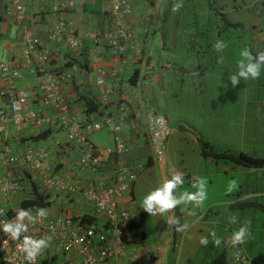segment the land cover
<instances>
[{"label":"built area","instance_id":"2783aa9c","mask_svg":"<svg viewBox=\"0 0 264 264\" xmlns=\"http://www.w3.org/2000/svg\"><path fill=\"white\" fill-rule=\"evenodd\" d=\"M135 1L106 0V27L98 32L79 33L67 18L75 8V0H0V17L21 26L22 61L26 65L36 64L40 75L39 83L32 90L20 88L17 82L23 78L21 71L9 61L0 59V82L5 86L0 91V99L5 102L0 107V139L11 127L42 128L53 123L56 115H63L70 109L61 87L71 83L73 76L48 68L53 58V45L66 44L72 52H77L85 41H92L99 51L112 52L119 62L138 53L132 23ZM35 2L42 4V13L53 17L47 31L46 46H40L33 32L23 26L29 7ZM96 74L95 85L101 92L97 108L86 113L82 121L64 124L62 142L53 140V145L59 148L65 145L85 150L83 165L91 175L89 182L82 185L68 177L56 176L50 151L45 147L22 150H14L7 145L0 147V225L14 218L15 211L10 208V203L20 193L27 194L26 200L41 196L44 203H48L53 194L71 200L82 197L91 206L88 218L92 221H82L81 217L62 210L55 214L47 212L46 217L37 218L35 224L29 225L27 234L37 238L50 236L51 242L31 262L19 253V242L9 240L0 231V264H133L138 258L135 249L139 243L138 214L131 212L130 204L120 205L117 201L130 192L143 170L125 159L134 145L125 137L132 123L131 107L123 98L116 97V89L106 80L105 69L98 68ZM47 109L56 113L48 116L45 114ZM141 128L153 163L161 165L170 136L165 116L153 113ZM102 130L113 134V148L102 151L89 141L91 135ZM37 208L47 210V204L45 207H25L33 215ZM5 240L8 243H4ZM233 261L236 264L248 261L240 245L234 248Z\"/></svg>","mask_w":264,"mask_h":264},{"label":"crops","instance_id":"0c3cea01","mask_svg":"<svg viewBox=\"0 0 264 264\" xmlns=\"http://www.w3.org/2000/svg\"><path fill=\"white\" fill-rule=\"evenodd\" d=\"M173 2L175 1H135V18H132V23L134 28L133 32L138 44V53L127 56L123 61L119 62V59L108 50L99 51L92 41H85L82 48L77 52H72L66 44L60 46L53 45V58L49 62L48 68L58 72L69 73L73 76L71 83H66L61 87V93L70 103V109L63 115H56L53 123H49L42 128H9L0 139V147L7 145L14 150H22L26 147H45L50 151L51 165L54 167V174L56 176L61 178L68 177L73 181H78L82 185L89 182L91 175L88 173L85 165H83L85 150L67 147L65 145L59 148L53 145V140L58 139L62 142L64 140V135L62 134L64 124L72 121H82L86 113L92 112L97 108L96 102L101 92L95 85L96 71L98 68H103L107 71V82H110L116 89V97L123 98L131 107L132 115L130 119H132V123L130 129L126 131L125 137L129 138L130 142H133L134 145L131 147L130 152L125 155V159L143 168L137 180L132 185L130 192L117 199L120 205L130 204L131 212L136 211L138 214L137 227L139 243L135 247L138 257L151 256L155 260L154 264H193L194 262L198 264H209L212 262L211 255L204 256L199 254H208L211 248H222L221 256L217 258L216 264H236L231 259V251L228 255L229 247L232 244L231 236L234 231L229 232L227 228H222L221 223L217 222L223 220V215L222 219H219L222 213L219 216H214V214L207 216L208 212H201L200 207H197V212L195 213L196 206L193 204L182 205L181 209H178L180 206H177L178 208L174 209V215L179 217L182 224L189 223L190 221H198V223L192 224L186 232L164 230L159 238L149 240L143 212L138 204V189L142 191L143 183L148 184L147 187L151 184V182L148 183L146 178H141V174L149 172L150 175V171L156 165L151 159L149 145L147 142L145 143L146 137L143 136L140 130L147 118L153 113L158 112L163 115L159 106L163 98L165 74L171 68V65L169 66L168 63L164 65L163 58L159 57L158 54L159 49L162 46L165 47L167 44L164 40V22L167 12L169 9H172ZM42 8L43 6L40 2L33 3L29 7L23 26L33 32L40 46H46L47 31L53 21V17L49 14L42 13ZM107 11L108 4L106 0H75V8L67 15V18L75 25L79 33L85 31L98 32L106 27ZM21 32L20 25H17L11 20L0 18V59L9 61L15 69L21 71L23 78L17 82L18 87L32 90L39 83L40 75L36 64L31 63V65H26L22 61L19 39ZM4 87V84L0 82V91ZM89 101L95 102V108L91 111L85 104ZM260 103H263L261 106L264 105V102ZM3 104L5 105L4 100L2 101L0 99V107ZM53 113L55 114L56 112L49 109L45 112L48 116L53 115ZM40 135L46 137L37 140L34 139ZM168 141L166 143V150L169 149ZM111 148L113 146L105 150ZM202 149L203 147L199 146L200 155L211 158V156H204L201 153ZM167 156L166 162L157 166L156 173L159 174L158 186L166 179L168 174L171 178L172 174L177 173L172 170L173 166L170 164L169 157ZM142 158H144L145 163L140 162ZM210 158L207 159L210 160ZM260 158L264 159V157ZM163 169L165 175L162 171ZM249 169L252 172L258 170L264 174V167ZM180 173L183 174L184 181L192 187V184L198 177L196 171L184 169V172ZM157 174L155 175L157 176ZM213 175L215 173L209 174L207 171L204 172V177H212ZM138 185H140L139 188H137ZM155 187L157 186H153L152 188ZM181 192L183 191L177 189L176 194L179 195ZM261 196L264 197V191L261 192ZM249 197V194L244 196L237 194L228 203H224L229 205V209L236 207L243 209L248 208V206L258 205L256 202H251ZM26 198L27 194H18L11 201L10 208L14 211L21 208V203L27 201ZM59 210L70 212L74 217H88L91 212V206L82 197L79 200H71L64 196H55L53 194L48 200L47 212L55 214ZM192 210L193 213L190 216L189 213ZM167 215L171 216L172 213L165 214V216ZM158 216L162 217L164 215ZM212 231H215L217 236L221 238V246L215 247L211 243L210 236V244L208 247L201 246L199 243L200 237L208 236ZM240 247L248 257L246 264H263L260 263L259 259H252L248 255L244 244H241Z\"/></svg>","mask_w":264,"mask_h":264},{"label":"rangeland","instance_id":"374dc122","mask_svg":"<svg viewBox=\"0 0 264 264\" xmlns=\"http://www.w3.org/2000/svg\"><path fill=\"white\" fill-rule=\"evenodd\" d=\"M174 1L172 5L177 2ZM210 1L216 12L227 18L233 17L236 25L230 26L221 15L213 14L208 0H182L183 7L178 12L169 9L166 14L164 40L167 44L159 49L158 54L164 65H171L165 74L159 106L170 129L169 149L167 146L164 162L168 152L167 157L175 172L188 169L196 171L198 177H204L205 171L215 173L212 177H204L208 181V199L200 206L201 212H208L207 216L222 213L219 219L223 215V220L217 222L229 232L246 224L250 235L244 243L245 249L252 259H259L264 264V197L261 196L264 174L258 170L252 172L229 160L207 157L209 160L199 152V146H202L207 151L226 152L233 156L245 153L264 157V105L260 103L264 102V70L259 79L241 81L236 87L228 79L236 71L235 61L240 49L249 47L253 52L264 51V0ZM217 39L228 42L222 53L212 48ZM220 56L225 59L223 65L217 62ZM112 136L108 130H102L90 136L89 141L99 150H105L113 146ZM140 162L145 163L144 158ZM157 166L150 175L149 172L141 174V178L151 184L147 187L148 184L143 183L142 191L138 189L139 205L144 195L154 189L153 186H158ZM167 178H170L169 174ZM231 179H235L238 186L227 193ZM182 187L178 189L196 190L187 183ZM237 194H249V200L258 205L229 209L225 203ZM142 212L148 239L159 238L167 230L166 220L170 216H149L143 209ZM192 213L193 210L189 215ZM232 215L238 217V223H229ZM197 223L190 221L189 228ZM234 248L231 244L228 253L231 251L232 261ZM211 249L208 254L199 255H211L209 264H216L222 248Z\"/></svg>","mask_w":264,"mask_h":264},{"label":"clouds","instance_id":"9594fccd","mask_svg":"<svg viewBox=\"0 0 264 264\" xmlns=\"http://www.w3.org/2000/svg\"><path fill=\"white\" fill-rule=\"evenodd\" d=\"M183 7L182 0H177L172 6L173 12H178ZM228 47V42L222 39H217L212 45V48L217 53H222ZM255 53V54H253ZM223 65L225 59L220 56L217 61ZM236 71L228 77L233 87L240 84L241 81L257 80L261 77L264 70V51L253 52L249 47H244L239 50L238 59L235 61ZM184 177L181 173L172 174L170 179H165L159 186L149 191L141 201V209L149 216H158L172 213L169 219L166 220L167 230H175L178 232H186L189 228L188 223H181L179 217L174 215V209L180 205L193 204L196 207L204 205L208 199L207 185L208 181L204 177H197L192 187L196 189L193 192L183 191L177 195V189L183 186ZM237 181L231 179L228 182L226 189L227 193H231L237 187ZM47 216V210L37 208L35 215L29 209L18 208L15 211V216L8 219L0 225L2 231L9 240L19 242L17 245L19 253H21L28 262L34 261L40 256L49 246L51 242L50 236L34 237L28 235L29 225L35 224L37 218ZM238 217L232 215L229 217L230 224L238 223ZM250 235V229L246 224L236 229L231 236L233 246L244 244ZM211 243L215 247H220L222 240L217 236L215 231L209 233L208 236H201L199 243L203 247H208ZM4 243H8L5 240Z\"/></svg>","mask_w":264,"mask_h":264},{"label":"trees","instance_id":"16d2710c","mask_svg":"<svg viewBox=\"0 0 264 264\" xmlns=\"http://www.w3.org/2000/svg\"><path fill=\"white\" fill-rule=\"evenodd\" d=\"M208 2L212 5H209L211 7V10L213 11V14L216 15H221L219 12H216V10H214L213 8V3L208 0ZM211 11V12H212ZM210 13V12H209ZM211 16V14H210ZM221 17L225 20L226 24L228 25H236V23L234 22V18H227L224 14L221 15ZM1 18V17H0ZM213 19V18H212ZM215 20V19H214ZM95 102L93 101H89L86 102V107L89 108V110H93L95 108ZM46 136H37L34 139L37 140L39 138H44ZM204 156H211L214 157L215 159H224V160H229L232 161L234 163H236L237 165L240 166H244L247 168H258V167H264V159H261L259 157H254L251 155H246L245 153H240L238 156H233L230 155L226 152H221V153H217L214 151H207L205 148L202 149L201 152ZM44 198L41 196H35L32 200H27L21 203V208H25L28 206H32V205H37L39 207H45L47 203H44ZM82 221H87V222H91L92 219L88 218L86 216H82L81 217ZM154 258L153 257H145V256H140L138 257L133 264H154Z\"/></svg>","mask_w":264,"mask_h":264}]
</instances>
